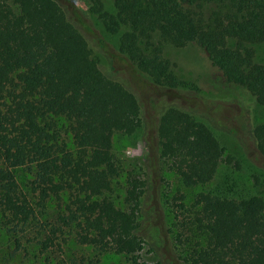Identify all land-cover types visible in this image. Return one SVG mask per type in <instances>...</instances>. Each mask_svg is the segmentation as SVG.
I'll use <instances>...</instances> for the list:
<instances>
[{"label": "trees", "instance_id": "trees-1", "mask_svg": "<svg viewBox=\"0 0 264 264\" xmlns=\"http://www.w3.org/2000/svg\"><path fill=\"white\" fill-rule=\"evenodd\" d=\"M6 1L0 0V225L17 235L37 215L46 222V203L57 198L50 234L38 231L41 251L70 227L86 246L135 262L143 243L136 214L143 181L129 180L130 210L107 195L117 174L113 135L130 134L141 122V98L131 83L139 79L144 89L176 103L147 135L151 163L161 159L185 186L207 183L232 157L191 113L198 110V88L179 77L165 48L196 42L228 83L264 105V62L257 54L264 44V0H85L86 12L115 45L78 18L71 0H14L17 11ZM65 2L93 45L64 12ZM114 62L122 64L117 79L103 71L117 72ZM252 136L264 157V122ZM21 167L32 173L25 188L14 173ZM177 206L190 213L183 225L201 238L187 264H264L262 197L207 191L189 207ZM164 264L179 263L167 257Z\"/></svg>", "mask_w": 264, "mask_h": 264}, {"label": "rangeland", "instance_id": "rangeland-1", "mask_svg": "<svg viewBox=\"0 0 264 264\" xmlns=\"http://www.w3.org/2000/svg\"><path fill=\"white\" fill-rule=\"evenodd\" d=\"M71 2L75 4L78 18L84 24H89L93 32L99 37H104L109 43H117H113L114 38L103 30L99 21L86 12L85 0ZM6 3L17 11L14 0H7ZM63 8L77 29L93 45L86 30L82 29L75 14L70 11L67 2ZM257 50L260 61L264 62V44ZM165 55L170 59L179 77L197 86L198 91L195 92L194 98L199 105L198 110L190 111L207 125L225 148L226 154L232 157L231 162L221 161L210 181L194 186H185L179 176L161 159L151 163L146 152L147 135L150 130L156 128L158 117L165 107L176 103L166 102L161 96L152 94V88L148 86L144 89L138 79L136 83H131V90L141 98V122L130 134L115 132L113 135L111 154L117 174L112 178L107 192L118 208L130 210L135 206L127 194L129 180L136 178L143 181L136 209L143 243L136 255V261L133 262L132 258L125 254L110 250L100 252L94 247L86 246L74 237L70 227H65L64 231L58 232L56 236L53 235V244L47 250L41 251L36 244L40 239L38 231L45 232V235L50 234V229L54 226L50 223V215L61 202L53 198L46 203L49 211L46 222L45 217L37 215L35 224L17 235L6 233L0 225V264H164L167 257H172L179 264H187L185 259L188 252L201 238L194 236V233L183 225L182 221L187 220L190 213L178 208L180 201L187 208L197 194L207 191L237 197L257 195L264 199V157L256 149L252 136L253 127L264 122V105L257 104L243 87L228 83L196 42L190 41L180 47L168 45ZM96 56L101 65H105L104 57L102 58L101 54ZM113 65L118 73L103 71L107 76L117 79L122 75V64L114 62ZM59 123L64 121L60 120ZM61 129L64 130V126ZM61 134L71 147V137L63 131ZM14 173L22 188L32 179V173L26 167L16 169ZM68 196L67 204L71 206L73 196ZM191 228L194 229V226Z\"/></svg>", "mask_w": 264, "mask_h": 264}]
</instances>
